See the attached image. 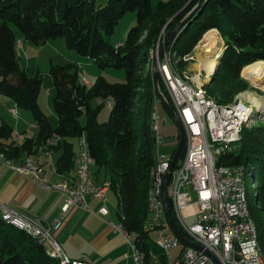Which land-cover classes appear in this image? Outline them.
Segmentation results:
<instances>
[{
	"label": "trees",
	"instance_id": "1",
	"mask_svg": "<svg viewBox=\"0 0 264 264\" xmlns=\"http://www.w3.org/2000/svg\"><path fill=\"white\" fill-rule=\"evenodd\" d=\"M187 1H159L152 7L151 0H107L103 5H97L95 0H0V96L10 99L19 110L27 111L38 128L35 138L26 137L16 145L14 128L0 120V151L8 159L33 154L54 134L60 138L51 148L52 153L59 154L56 172L65 174L74 168L75 141L84 135L94 166L104 172L116 198L118 223L140 250L158 256L159 251L143 230L149 216L147 192L154 164L147 127L149 103L154 98L150 65L154 59L148 54L158 40L170 36L196 4L192 0L184 7ZM128 12H136V23L122 43L111 44L109 38L115 26ZM209 29H217L225 42L219 66L226 70V75L215 95L208 90L218 82V75L204 88L217 102L229 103L223 98L231 97L245 86L239 80L241 69L264 62V0L202 1L167 47L179 71L186 63L182 58L191 54L201 35ZM14 30L37 47L61 38L68 50L91 59L99 69L124 70L125 81L110 83L98 76L86 87L80 83L76 64L71 63L51 64L48 74L41 75L33 60L22 64ZM45 78L51 80L55 90L52 98L57 117L55 126L49 123L38 102ZM158 84L170 103L162 83ZM94 98L109 100V115L102 123L97 121L101 106H90ZM240 136L238 150L219 156L218 165H249L254 184L263 187L264 127L251 130L243 127ZM183 154L184 145L179 159ZM249 199L250 216L264 255V198H259V208L251 205ZM0 264L71 263L48 257L35 239L6 225L0 218Z\"/></svg>",
	"mask_w": 264,
	"mask_h": 264
},
{
	"label": "built area",
	"instance_id": "2",
	"mask_svg": "<svg viewBox=\"0 0 264 264\" xmlns=\"http://www.w3.org/2000/svg\"><path fill=\"white\" fill-rule=\"evenodd\" d=\"M164 42V39L158 40L150 52L154 61L160 45ZM19 44L20 42L17 45ZM182 60L186 63L193 60L192 53L184 56ZM175 64L173 53L166 48L158 62V83H162L169 104L180 120L184 135V154L181 159L178 158L170 172L166 196L176 227L190 243L201 249L181 244L164 215L160 186L164 174L169 170L173 153L170 156L154 153L155 149L161 147L164 139L157 114V105L161 102L155 94L149 118L154 164L147 192L149 216L143 230L161 258L152 251L140 250L119 223L110 222L113 231L119 233L128 245L129 251L123 258L132 264H264L256 225L250 216L245 185V178L250 177L254 187L251 166L218 165L219 156L238 150L241 130L249 124L255 109L240 98V95L229 103L217 102L204 88L209 76L203 70L198 69L192 75L187 71L180 72ZM80 83L86 87L91 86L85 78L80 79ZM163 98L166 100L164 96ZM256 111L257 109L256 114L260 113ZM8 113L18 121V108L15 105L8 109ZM14 135L16 145L24 142L27 137L19 134L16 128ZM59 141L60 138L53 134L36 153L25 155L19 163L6 158L0 151V161L42 189L63 193L66 196L64 211L71 206L86 210L89 208L88 200L94 198L102 203L99 214L107 216L109 212L106 207V194L110 190V183L108 180H104L102 184L95 182L92 174L94 161L84 135L75 141L73 176L65 177L58 184L50 183L46 177L39 159L40 153L50 157L51 148ZM50 169L59 175L55 163L50 164ZM0 218L6 225L13 226L35 239L48 257L62 263L89 264L68 259L54 238L53 233L60 227L63 213L58 219L45 222L38 217L0 205ZM189 219H193L192 224L187 223ZM150 233L156 236L154 242L149 239ZM174 249L176 254L172 256L170 251Z\"/></svg>",
	"mask_w": 264,
	"mask_h": 264
},
{
	"label": "rangeland",
	"instance_id": "3",
	"mask_svg": "<svg viewBox=\"0 0 264 264\" xmlns=\"http://www.w3.org/2000/svg\"><path fill=\"white\" fill-rule=\"evenodd\" d=\"M107 0H95V3L97 5L105 4ZM159 1H166V0H151L152 7H155L156 4ZM203 2H206V0H201L199 3V0H196V4L192 7V9L188 12L191 16H194V14L197 12L199 5ZM191 3L192 0H188L187 3L184 5L187 6ZM205 4V3H204ZM183 7V8H184ZM178 13L174 14L172 17H170L167 20V23L170 22ZM188 14L186 15V20ZM194 18V17H193ZM136 23V12H128L126 13L117 23L113 30V34L109 38V41L111 44H119L122 43L125 40L127 31ZM211 30V29H209ZM209 30L205 31L199 40L197 41L195 47L192 50L193 60H190L187 63L182 64V67L179 68L180 71H187L189 74H195L198 69L200 68V62L204 63L205 58L213 57L212 55H215V62L216 66L213 69H216L215 77L218 79V82L214 85L212 84L210 89L208 90L211 94H214V92L218 91L221 85V81L226 75V70H223L219 66V59L223 52L225 51V42L223 38L220 36V33L217 29H215L216 33L209 34ZM16 34L17 44L20 42L19 45H17V53L21 58L22 64H25L28 59L33 60L38 67V70L41 75L46 76L49 72L50 65H65V64H76L79 79L85 78L89 83H92L95 81V79L98 76L104 77L108 82L110 83H122L125 81V72L122 69H114V68H106V69H99L91 59L81 56L77 54L76 52L72 50H68L65 46V42L63 39H56V40H50L43 46H34L33 44L26 42L23 40L17 30H14ZM203 44V45H202ZM208 44L211 45V47L207 50H204V47ZM19 46V47H18ZM162 47V44L160 45L159 51ZM153 50H149V57H151L150 52ZM261 50V49H260ZM212 51V52H210ZM217 51V52H216ZM256 51H259V49H256ZM208 52V53H207ZM222 53V54H221ZM221 54V55H220ZM220 56V57H219ZM155 61H151V70L153 72V66ZM245 67H243L244 69ZM243 69L240 71V81L245 85L243 90L240 92L232 95L231 97H228L227 99L223 98L225 102H231L236 96L240 95V98H242L244 101L248 102L251 106L254 107V109L259 114H256L255 111L251 115V120L247 126H244L245 129L251 130L258 127H264V85H253L248 79L244 78L243 75ZM204 71V69H201ZM202 72V71H201ZM212 72V73H213ZM146 71L144 72L145 75ZM202 74H204L202 72ZM142 76V79L144 77ZM212 74L208 75L207 81L211 77ZM206 81V83H207ZM253 85V86H252ZM256 86H262V87H256ZM141 92V90H139ZM54 87L48 78H45L44 81L41 84L40 87V93L38 96V102L40 104L41 109L43 110L47 120L50 124L56 125L57 123V117L54 114L53 111V105H52V98L54 96ZM153 101L155 100V93H154ZM5 97L0 96V117L4 119L5 123L12 126L14 129L16 128V131L19 132V134H24L23 131L26 132L28 138H35L38 133V128L31 118L30 114L27 111L19 110L18 109V116L19 119L16 121V119L8 114L7 110L13 107L9 101L4 100ZM257 100L260 102L261 107L258 109L256 108L252 103V100ZM9 104V105H8ZM100 107V112L97 117L98 123H102L107 120L110 106H109V100H101L99 98H94L90 101L91 108H96L97 106ZM157 114L159 116V128L160 132L163 134V142L161 147L158 149H155L154 153L156 155L163 154L165 156H170L172 154V151L177 146V128L175 124L173 123L172 119L169 117V115L166 113L164 108L161 104L157 105ZM84 119H80V122L83 123ZM241 134V133H240ZM241 138V136H240ZM74 142V140H73ZM92 169L96 170V167L93 166ZM100 176L98 179V184H102L104 181V172L99 171ZM245 185L248 191V198H250L251 205L259 208L261 207V202L259 201V198H264V186L260 187L259 184H254V187H252L251 178H245ZM52 191V190H50ZM56 191V190H54ZM106 201H107V207L109 210V213L111 215V218L115 224H118V219L116 217V198L114 194L109 190L106 194ZM188 224L193 223V219L187 220ZM150 241L154 242L156 239V236L154 233L149 234ZM170 254L174 256L176 254V249L171 250Z\"/></svg>",
	"mask_w": 264,
	"mask_h": 264
},
{
	"label": "crops",
	"instance_id": "4",
	"mask_svg": "<svg viewBox=\"0 0 264 264\" xmlns=\"http://www.w3.org/2000/svg\"><path fill=\"white\" fill-rule=\"evenodd\" d=\"M4 100L14 106L10 99L5 97ZM0 120L4 121L1 117ZM23 133L27 136L25 131ZM40 154L39 159L50 183L58 184L64 181L65 177L73 176V171L62 175L51 171L50 164L55 163L58 153H52L50 157ZM24 156L22 154L14 160L19 163ZM99 173L98 169H92L96 183H99ZM103 177L107 180L105 175ZM65 203L66 196L63 193L42 189L0 161V205L31 217H38L45 222H52L63 213L61 225L54 231L53 236L68 259L89 264H132L123 258L129 248L124 238L110 226V222H113L110 213L105 217L99 214L102 206L99 200L90 198L89 208L86 210L71 206L64 211Z\"/></svg>",
	"mask_w": 264,
	"mask_h": 264
},
{
	"label": "water",
	"instance_id": "5",
	"mask_svg": "<svg viewBox=\"0 0 264 264\" xmlns=\"http://www.w3.org/2000/svg\"><path fill=\"white\" fill-rule=\"evenodd\" d=\"M201 2V0H199V3ZM191 15L188 14L187 18L190 17ZM189 19V18H188ZM186 21V18H184L173 30V32L170 34V36L165 40V42L163 43L158 55H157V59L154 62V66H153V72H152V78H153V85H154V91L153 94L155 93L156 96L158 97V99L161 102V105L163 106V108L165 109L166 113L169 115V117L172 119L173 123L175 124L177 131H178V141H177V146L172 154L171 157V163H170V167L167 173L164 174L163 176V181L162 184L160 186V197H161V201H162V205H163V210H164V215L166 218V221L168 222L172 232L174 233V235L176 236V238L180 241L181 244L188 246V247H192L194 249L200 250L201 248L194 245L193 243H190L178 230V228L176 227L172 217H171V213H170V209L168 207V201H167V196H166V187H167V183H168V179H169V175L170 172L172 170V168L174 167L175 163L177 162L182 147H183V139H184V135H183V128L182 125L180 123V120L178 119L177 114L175 113V111L172 109V107L170 106V104L163 98L162 94L159 91V87H158V62L163 54V52L165 51V49L169 46V44L171 43L173 37L175 36V34L178 32L179 29H181V27L184 25ZM222 54V53H221ZM220 54V55H221ZM220 57V56H219ZM215 72L216 69L214 70V72L212 73L211 77L209 78V80L207 81V83L205 85H209L213 82L214 78H215ZM253 86V85H252ZM152 94V96H153ZM152 98V97H151ZM151 100V99H150ZM151 103L152 101H150L149 103V110H148V121H147V127H148V133H149V118H150V109H151ZM255 111V110H254ZM258 112V111H256ZM151 141V139H150ZM152 146V143H151ZM153 151V148H152ZM205 254H207L208 256H210V254L208 252H205ZM212 260L216 263V260L214 258H212Z\"/></svg>",
	"mask_w": 264,
	"mask_h": 264
},
{
	"label": "bare ground",
	"instance_id": "6",
	"mask_svg": "<svg viewBox=\"0 0 264 264\" xmlns=\"http://www.w3.org/2000/svg\"><path fill=\"white\" fill-rule=\"evenodd\" d=\"M208 33L214 34V33H216V31L214 29H212V30H209ZM210 47H211V45L208 44L207 46L204 47V50H207ZM210 52H212V51H210ZM215 55L216 54L212 55L213 57H211V58H209V57L205 58L204 63L200 62V68L204 69V73L206 75L212 74L213 69L216 66V62L214 60ZM242 76L244 78L248 79L254 86L255 85H264V62L263 61L256 62L253 65H250V66L244 68ZM256 87H262V86H256ZM252 102H253L252 104L256 108L259 109L261 107V104L259 101L253 99Z\"/></svg>",
	"mask_w": 264,
	"mask_h": 264
}]
</instances>
